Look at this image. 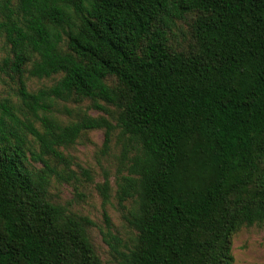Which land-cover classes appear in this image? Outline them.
<instances>
[{
	"label": "trees",
	"instance_id": "1",
	"mask_svg": "<svg viewBox=\"0 0 264 264\" xmlns=\"http://www.w3.org/2000/svg\"><path fill=\"white\" fill-rule=\"evenodd\" d=\"M0 40L34 120L2 106L0 264H103L92 222L51 200L49 159L91 130L107 148L116 128L135 232L118 264H234L233 235L264 226V0H0ZM25 77L57 79L30 91ZM84 101L115 124L52 115ZM99 191L107 202V180Z\"/></svg>",
	"mask_w": 264,
	"mask_h": 264
},
{
	"label": "rangeland",
	"instance_id": "2",
	"mask_svg": "<svg viewBox=\"0 0 264 264\" xmlns=\"http://www.w3.org/2000/svg\"><path fill=\"white\" fill-rule=\"evenodd\" d=\"M186 29V23L179 27V30L184 32ZM177 40L180 44L184 43L179 35ZM6 54L7 49L0 40V121L10 126V120L3 113V105L9 107L21 121H25V118L34 121L22 111L17 94L18 80L3 65ZM25 79L27 89L36 91L53 84L57 77ZM106 109L107 113L95 110L89 101L78 104L58 102L52 115L64 124L75 120L77 114L83 113L92 117L102 116L111 119L112 124H115L113 108L106 106ZM35 126L38 127V123H35ZM118 134L119 129L116 128L105 148L103 129L86 131L73 145L60 148L65 158L62 163L49 159L56 171L49 187L51 200L66 206L72 213L87 217L92 222L87 230L88 236L103 264H118L119 258L115 250L124 251L125 247H130L135 236V232L124 220L127 209L120 206L115 197V179L121 152ZM28 139L33 142L30 136ZM30 149L37 152V144L32 143ZM33 165L38 168L42 166L41 163ZM106 180L109 185V198L104 202L99 187ZM124 205L129 209L128 203ZM118 240L120 244L117 243ZM232 255L234 264H264V226L240 228L232 237Z\"/></svg>",
	"mask_w": 264,
	"mask_h": 264
}]
</instances>
